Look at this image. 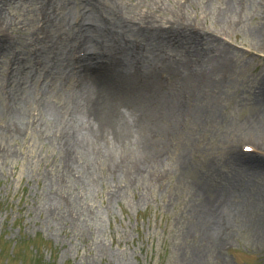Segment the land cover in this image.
<instances>
[{
    "label": "bare ground",
    "instance_id": "bare-ground-1",
    "mask_svg": "<svg viewBox=\"0 0 264 264\" xmlns=\"http://www.w3.org/2000/svg\"><path fill=\"white\" fill-rule=\"evenodd\" d=\"M12 1L0 0L2 52L17 43L1 33L8 29L5 9ZM41 1L44 37L40 48L28 52L25 59L17 57L7 71L5 62H0L2 82H8L6 100L0 103L2 142L21 135L42 145L57 143L69 171L89 184L102 159L115 175L128 174L132 180L143 175L139 167L150 170L153 166L145 161V154L156 152L157 147L159 158L167 160L164 146L172 138L184 147L176 154V164L193 174V191L200 199L192 207L199 213L192 227L196 232L200 227L203 238L211 242L227 235L247 206L259 203L258 210L263 207L259 195L264 184L259 174L264 177V161L241 159L237 153L227 157V170L217 171L215 179L214 165L198 169L192 168L193 160L187 161L189 150L217 133L226 119L222 98L228 86L225 78L233 70L232 45L221 39L226 29L201 30L186 17L178 19L176 10L171 18L160 17L153 23L140 12L124 14L119 0ZM237 5V0H230L222 17ZM254 95L255 112L249 123L264 151V123L259 124L264 121V78ZM114 146L133 155L137 172L129 162L125 166L118 162ZM214 197L222 201L213 203ZM65 200L74 204L70 208L76 219L69 217L65 201L57 196L50 205L51 218L60 223L83 221L84 212L75 207L76 195ZM220 217H227V228L219 224Z\"/></svg>",
    "mask_w": 264,
    "mask_h": 264
},
{
    "label": "rangeland",
    "instance_id": "rangeland-1",
    "mask_svg": "<svg viewBox=\"0 0 264 264\" xmlns=\"http://www.w3.org/2000/svg\"><path fill=\"white\" fill-rule=\"evenodd\" d=\"M229 1L119 0L118 5L124 14L140 12L153 23L160 17L171 18L176 10L178 19L186 17L201 30L226 29L220 38L232 45L233 67L225 78L228 86L222 98L226 119L216 129L218 134L208 135L187 156V161L193 160L192 168L201 165L207 170L214 165L213 179L217 171L227 170V157L237 153L241 159L264 161L260 139L249 123L255 112V87L264 78V0H237V8L222 17ZM42 6L41 0H13L7 5L8 29L1 33L17 43L3 52L0 46L4 71L17 57L25 59L28 52L40 48ZM2 81L0 75V103L8 90V82ZM114 147L118 162L124 166L129 162L137 172L133 155ZM183 149L171 138L163 151L167 160L159 158L157 147L156 152L146 153L145 161L153 166L150 170L139 167L143 175L133 180L128 174H113L102 159L87 184L69 171L59 144L42 145L32 137L25 141L21 135L12 141L0 140V264H264V212H260L264 192L259 195L260 210L259 203L247 206L236 218L243 223L235 220L227 235L216 234L212 242L204 239L202 229L196 232L192 227L199 219L192 207L200 200L193 191V174L181 171L175 161ZM260 179L264 184L259 174ZM73 195L84 220L60 223L51 218L50 205L57 196L65 201L69 217L76 219L70 208L74 204L65 200ZM221 217L219 224L227 228V217Z\"/></svg>",
    "mask_w": 264,
    "mask_h": 264
}]
</instances>
